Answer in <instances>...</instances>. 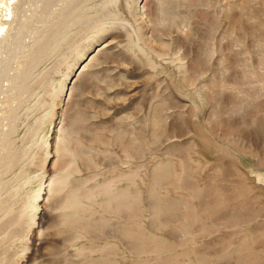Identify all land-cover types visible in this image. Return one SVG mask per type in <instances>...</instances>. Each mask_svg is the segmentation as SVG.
Wrapping results in <instances>:
<instances>
[{"label": "rangeland", "instance_id": "374dc122", "mask_svg": "<svg viewBox=\"0 0 264 264\" xmlns=\"http://www.w3.org/2000/svg\"><path fill=\"white\" fill-rule=\"evenodd\" d=\"M0 264H264V0H0Z\"/></svg>", "mask_w": 264, "mask_h": 264}, {"label": "water", "instance_id": "95a60500", "mask_svg": "<svg viewBox=\"0 0 264 264\" xmlns=\"http://www.w3.org/2000/svg\"><path fill=\"white\" fill-rule=\"evenodd\" d=\"M87 58V56L85 57V59ZM80 67V65L78 66V68Z\"/></svg>", "mask_w": 264, "mask_h": 264}, {"label": "bare ground", "instance_id": "6f19581e", "mask_svg": "<svg viewBox=\"0 0 264 264\" xmlns=\"http://www.w3.org/2000/svg\"><path fill=\"white\" fill-rule=\"evenodd\" d=\"M12 10V9H11Z\"/></svg>", "mask_w": 264, "mask_h": 264}]
</instances>
